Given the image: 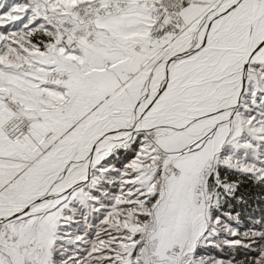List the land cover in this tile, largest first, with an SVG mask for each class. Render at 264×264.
I'll list each match as a JSON object with an SVG mask.
<instances>
[{"label": "snow or ice", "instance_id": "obj_1", "mask_svg": "<svg viewBox=\"0 0 264 264\" xmlns=\"http://www.w3.org/2000/svg\"><path fill=\"white\" fill-rule=\"evenodd\" d=\"M0 264H264V0H0Z\"/></svg>", "mask_w": 264, "mask_h": 264}]
</instances>
